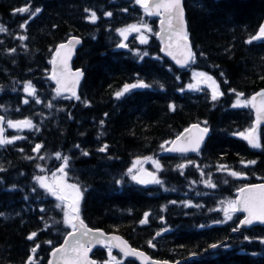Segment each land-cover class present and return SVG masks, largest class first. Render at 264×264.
Instances as JSON below:
<instances>
[{"label": "trees", "instance_id": "trees-1", "mask_svg": "<svg viewBox=\"0 0 264 264\" xmlns=\"http://www.w3.org/2000/svg\"><path fill=\"white\" fill-rule=\"evenodd\" d=\"M184 5L194 60L179 70L140 0H0V264H48L72 231L66 201L40 184L65 165L91 229L161 262L264 264V227L236 231L243 215L233 208L241 188L264 183V127L259 149L247 138L253 96L264 90V0ZM137 25L151 27L148 41L135 33L124 42L121 31ZM73 36L83 39L73 67L85 74L76 99L53 77ZM195 72L219 93L193 88ZM192 124L211 131L202 150L167 154ZM138 160L161 164L156 182L135 178ZM94 257L104 264L107 250Z\"/></svg>", "mask_w": 264, "mask_h": 264}, {"label": "water", "instance_id": "water-1", "mask_svg": "<svg viewBox=\"0 0 264 264\" xmlns=\"http://www.w3.org/2000/svg\"><path fill=\"white\" fill-rule=\"evenodd\" d=\"M145 6L159 20L158 39L162 45V56L170 60L177 69L186 70L194 60V49L188 37L189 27L184 0H148ZM82 44V38L73 36L57 53L53 77L61 96L76 99L80 95L85 74L80 69H74L73 62ZM252 109L255 121L248 133V143L257 150L260 148L259 133L264 127V90L253 96ZM6 121V117L0 114V147L7 144ZM210 133L208 127L192 124L173 140L166 153L180 155L199 153ZM236 212L245 215L237 230L249 229L255 225L264 227V183L245 186L239 190ZM74 224L75 230L68 235L62 246L52 251L48 264H99L93 257V252L97 248H112L140 264H171L154 260L147 253L134 249L120 235L88 228L78 212Z\"/></svg>", "mask_w": 264, "mask_h": 264}, {"label": "rangeland", "instance_id": "rangeland-1", "mask_svg": "<svg viewBox=\"0 0 264 264\" xmlns=\"http://www.w3.org/2000/svg\"><path fill=\"white\" fill-rule=\"evenodd\" d=\"M147 1L148 0H140L142 4H146ZM135 33H137L141 39L148 41L150 33H152V29L149 25L132 26L130 28L122 30L121 36L123 37V40L125 42L132 34ZM194 77L196 83L193 88L199 89L202 87H206L212 90L215 94L219 93V84L211 76L206 75L202 72H195ZM246 105L247 101L245 99H242L240 96L236 103V107H244ZM11 125V129H17L21 127V125L18 123H11ZM161 168V164L155 160H138L133 166L134 176L139 182L149 185L156 182L157 171ZM65 169L66 165L63 169H60L59 171L55 172L50 177H41L40 184L46 189H48L53 196L61 197L66 201V220L70 226H73L75 211L78 208V201L81 198V192L77 186L67 182L65 178ZM233 208H235V204L233 205ZM120 262V259L115 256L112 251H108V259L105 261L104 264H119Z\"/></svg>", "mask_w": 264, "mask_h": 264}, {"label": "bare ground", "instance_id": "bare-ground-1", "mask_svg": "<svg viewBox=\"0 0 264 264\" xmlns=\"http://www.w3.org/2000/svg\"><path fill=\"white\" fill-rule=\"evenodd\" d=\"M218 75V74H217ZM136 94V93H135ZM165 166V165H164ZM177 167V166H176ZM241 170V169H240ZM218 176V175H217ZM233 204H234V202H233ZM235 217V216H234Z\"/></svg>", "mask_w": 264, "mask_h": 264}]
</instances>
